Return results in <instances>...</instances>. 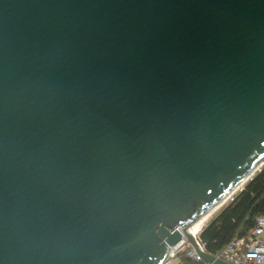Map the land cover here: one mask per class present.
<instances>
[{
    "label": "water",
    "instance_id": "water-1",
    "mask_svg": "<svg viewBox=\"0 0 264 264\" xmlns=\"http://www.w3.org/2000/svg\"><path fill=\"white\" fill-rule=\"evenodd\" d=\"M263 166L264 0H0V264H229L190 230Z\"/></svg>",
    "mask_w": 264,
    "mask_h": 264
},
{
    "label": "trees",
    "instance_id": "trees-1",
    "mask_svg": "<svg viewBox=\"0 0 264 264\" xmlns=\"http://www.w3.org/2000/svg\"><path fill=\"white\" fill-rule=\"evenodd\" d=\"M264 216V166L202 229L200 240L206 251L217 254L235 236L246 235ZM190 262L188 258H184Z\"/></svg>",
    "mask_w": 264,
    "mask_h": 264
},
{
    "label": "built area",
    "instance_id": "built-area-1",
    "mask_svg": "<svg viewBox=\"0 0 264 264\" xmlns=\"http://www.w3.org/2000/svg\"><path fill=\"white\" fill-rule=\"evenodd\" d=\"M187 240L184 239L183 242L173 248L163 264H212L203 260L191 243L189 246H184ZM196 240L199 248L206 251L205 245L200 240V234ZM183 249L186 251L180 255ZM214 255L229 264H264V216L257 217L255 226L246 235L235 236ZM184 258H188L190 262Z\"/></svg>",
    "mask_w": 264,
    "mask_h": 264
},
{
    "label": "bare ground",
    "instance_id": "bare-ground-1",
    "mask_svg": "<svg viewBox=\"0 0 264 264\" xmlns=\"http://www.w3.org/2000/svg\"><path fill=\"white\" fill-rule=\"evenodd\" d=\"M250 177V176H249ZM249 177L244 178L241 182H239L235 187H234V191H233V195L232 197H234L235 193H237L238 191L242 190L244 185L250 180ZM232 197H229V199H231ZM227 199V201L229 200ZM225 201L223 203V205L227 202ZM222 206V205H221ZM220 206V207H221ZM220 207H218L217 209H213L210 210L198 223H196L190 230V235L194 238H196L198 236V234L201 233L202 228L204 227V225L206 224V222L211 218L210 216L215 213ZM210 217V218H209ZM207 218H209L207 220ZM206 220V222H205ZM184 239V238H183ZM183 242V240L181 241ZM180 242V243H181Z\"/></svg>",
    "mask_w": 264,
    "mask_h": 264
},
{
    "label": "rangeland",
    "instance_id": "rangeland-1",
    "mask_svg": "<svg viewBox=\"0 0 264 264\" xmlns=\"http://www.w3.org/2000/svg\"><path fill=\"white\" fill-rule=\"evenodd\" d=\"M258 172H259V171H258ZM258 172H257V173H258ZM257 173H256V174H257ZM256 174H255V175H256ZM255 175H254V176H255ZM254 176H253V177H254ZM253 177H252V178H253ZM240 191H241V190H240ZM237 193H238V192H237ZM237 193H235V195H236ZM235 195H234V196H235ZM232 198H233V197H232ZM232 198L229 199L224 205H222V206H221V207H220L215 213H213V214L210 216L211 218L209 217L210 219L207 218V220L209 219L207 222H206V220H205V222H206L205 226H206V225H207V224H208V223H209V222H210V221L216 216V214H218V213H219V212H220V211H221L226 205H228V204L232 201ZM205 226H204V227H205ZM204 227H203V228H204ZM203 228H202V229H203ZM197 237H198V236H197ZM189 243H191V242H190L189 240H187V243H185L184 246H189ZM191 244H192V243H191ZM185 251H186V250L183 249V250L180 252V255H183V254L185 253ZM173 260H175L176 262L178 261L177 259H173Z\"/></svg>",
    "mask_w": 264,
    "mask_h": 264
}]
</instances>
